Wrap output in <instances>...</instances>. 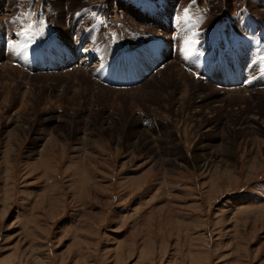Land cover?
Instances as JSON below:
<instances>
[{"label":"rangeland","instance_id":"1","mask_svg":"<svg viewBox=\"0 0 264 264\" xmlns=\"http://www.w3.org/2000/svg\"><path fill=\"white\" fill-rule=\"evenodd\" d=\"M0 1V264H264V0Z\"/></svg>","mask_w":264,"mask_h":264},{"label":"bare ground","instance_id":"2","mask_svg":"<svg viewBox=\"0 0 264 264\" xmlns=\"http://www.w3.org/2000/svg\"><path fill=\"white\" fill-rule=\"evenodd\" d=\"M43 1V0H42ZM94 1V0H93ZM105 1H110V0H105ZM228 1V0H227ZM234 2H236L237 0H233ZM7 2V1H6ZM64 2H71V3H73L71 0H64ZM94 2H96V1H94ZM221 2V1H220ZM246 2V1H245ZM245 2H243V3H245ZM248 2V1H247ZM250 2V1H249ZM5 3V2H4ZM211 3V2H210ZM222 3V2H221ZM231 3V2H230ZM233 3V2H232ZM241 3H242V1H241ZM69 4V3H68ZM67 4V5H68ZM106 4V3H105ZM220 4V3H219ZM234 4V3H233ZM3 2L2 1H0V18H5V13H9V12H11V11H9L8 9H7V7L8 8H10V5H8V4H6V6L4 7V9H3ZM236 5V4H235ZM238 5V4H237ZM212 6H214V5H212ZM233 7H231V8H234V5H232ZM249 6V5H248ZM251 6V5H250ZM214 9H215V7H214ZM228 9V8H227ZM235 9V8H234ZM238 9V8H237ZM180 10V9H179ZM221 10V9H220ZM239 10V9H238ZM257 10V9H256ZM258 11V10H257ZM218 15V14H217ZM210 16V15H209ZM210 19L209 20H213L214 19V15L212 14V16L211 17H209ZM130 22H132V21H130ZM129 22V23H130ZM126 23H127V21H126ZM133 23V22H132ZM131 28V27H130ZM67 31V29L65 30V32ZM77 32L79 31V30H76ZM70 32H72V31H70ZM74 33H76V32H74ZM80 38H81V36H80ZM80 40V39H79ZM72 45V44H71ZM71 47V46H70ZM72 49H75V48H72ZM90 49V48H89ZM87 52V51H86ZM147 54V53H146ZM91 56H92V54H88V53H86V54H84V53H82V55H81V57L83 58V60L81 61V62H79L78 63V67H81L82 69H75L76 71H74V72H68V73H63V76H65V75H68V76H72V77H76V78H78V77H80V75L81 74H85V75H88L89 73H91V69L90 68H88V64H87V62H86V60L88 59V61H89V59H91ZM18 59V58H17ZM167 60V59H166ZM70 61H71V59L70 60H65L64 61V63H63V67H69L70 65ZM6 62V61H5ZM2 63V65H1V63H0V69L1 70H4V71H8L9 72V65L7 64L8 63V61H7V63ZM86 63V64H85ZM10 64V63H9ZM12 65V64H11ZM99 66L100 65V63H97V64H95V66ZM168 65V64H167ZM176 62H173V63H171V65H169L168 67H171V68H176ZM11 67V66H10ZM13 68V71L15 70V71H19L20 69L16 66L15 67V65L13 66V67H11V69ZM87 68V69H86ZM69 70H70V67L68 68ZM96 69V68H95ZM74 70V69H73ZM3 73V72H2ZM9 74V73H8ZM7 74V75H8ZM3 75V74H2ZM17 77H18V75H17ZM170 77V76H169ZM174 77V76H173ZM176 77V76H175ZM1 78V77H0ZM12 78V77H11ZM16 78V77H15ZM179 78H181V77H179ZM3 79V78H2ZM19 79V78H18ZM32 79V78H31ZM69 79V78H68ZM174 79V78H173ZM177 79V78H176ZM8 80V79H7ZM6 80V81H7ZM14 80V79H13ZM24 80H25V78H24ZM30 80V79H29ZM182 80V79H181ZM5 81V82H6ZM87 81V80H86ZM4 82V81H3ZM83 82H84V80H83ZM166 82H168V81H166ZM72 83H75V82H73L72 81ZM180 83V82H179ZM7 84V83H6ZM17 84V83H16ZM15 84V85H16ZM28 84V83H27ZM183 84V83H182ZM185 84V83H184ZM7 85H9V83L7 84ZM6 86V85H5ZM8 87V86H7ZM10 87H12V86H10ZM28 87V86H27ZM186 87V86H185ZM188 87V86H187ZM82 88V87H81ZM7 89H9V87L7 88ZM13 89V88H12ZM11 89V90H12ZM184 90V89H183ZM186 90V89H185ZM9 92V91H8ZM13 92V91H12ZM31 93V92H30ZM102 93V92H101ZM117 93V92H116ZM121 93V92H120ZM126 93V92H125ZM181 94H185V93H182L181 92ZM31 95V94H30ZM99 95H101L100 93H99ZM114 95V94H113ZM117 95V94H116ZM126 95H127V93H126ZM187 95V94H186ZM10 96V95H9ZM22 96V95H21ZM20 96V97H21ZM119 96V95H118ZM123 96V95H122ZM137 96H139V95H137ZM188 98V97H187ZM183 101V100H182ZM27 103H29V104H31L29 101L27 102ZM23 107V106H22ZM107 116H109V115H107ZM112 116V115H111ZM62 117V116H61ZM51 118V117H50ZM56 118H58V117H56ZM66 118V117H65ZM67 118H68V116H67ZM60 119H63V118H60ZM56 120V119H55ZM58 120V119H57ZM64 120V119H63ZM63 120H62V122H63ZM65 120H67V119H65ZM64 120V121H65ZM59 121V120H58ZM108 124H109V122H108ZM250 125V126H249ZM248 126L247 125H245L246 127H244V129H247L248 131L250 130L251 132L253 131V132H255V127L252 125V124H249ZM243 128V127H242ZM243 130V129H242ZM230 132V131H229ZM225 136V135H224ZM224 139V138H223ZM145 140V139H144ZM258 161H260V160H258ZM261 162V161H260Z\"/></svg>","mask_w":264,"mask_h":264}]
</instances>
